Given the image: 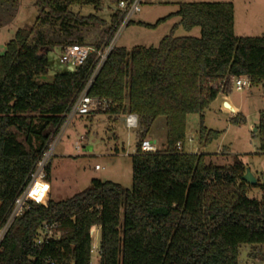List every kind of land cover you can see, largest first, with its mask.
<instances>
[{"label": "trees", "instance_id": "trees-1", "mask_svg": "<svg viewBox=\"0 0 264 264\" xmlns=\"http://www.w3.org/2000/svg\"><path fill=\"white\" fill-rule=\"evenodd\" d=\"M103 1L35 0V22L18 29L0 54V228L94 65L92 53L75 70L39 82L49 70L41 49L100 48L117 22L116 10L108 24L71 7L100 10ZM110 1L116 7L119 0ZM19 5L20 0H0V28L16 17ZM171 15L180 21L156 47L114 48L89 91L107 100L104 112L114 120L128 113L138 118L132 188L93 179L66 200L31 201L0 244V264H91L94 227L100 230L99 264H239L243 244L261 247L253 255L264 263V169L250 185L242 179L243 162L215 165L207 153H187L183 147L187 116L198 113L203 120L219 93L231 91V76L246 75L251 86L264 85V34L237 36L231 2L182 3ZM170 16L139 23L155 27ZM180 26L199 27L201 36H175ZM93 32L100 38L90 42ZM159 117L165 118L166 148L142 153ZM231 120L238 124L246 118L239 113ZM256 127L264 156V110ZM220 135L201 124V144ZM253 187L261 199L248 196ZM46 226L57 237L38 244Z\"/></svg>", "mask_w": 264, "mask_h": 264}, {"label": "rangeland", "instance_id": "rangeland-1", "mask_svg": "<svg viewBox=\"0 0 264 264\" xmlns=\"http://www.w3.org/2000/svg\"><path fill=\"white\" fill-rule=\"evenodd\" d=\"M188 2H231L234 5V30L237 36L256 37L264 34V0H144L141 11L121 32L116 42L117 47L127 49L136 45L156 47L164 36L171 33L172 25L180 21L179 16L171 14L179 9L180 4ZM113 7L110 0H104L100 10H95L92 5L72 6L71 10L82 16L95 14L110 24ZM37 13L35 0H20L16 17L10 24L0 28V54L4 53L6 43L15 36L18 29L33 25ZM167 16L170 17L155 27L139 23L141 20L155 24L160 18ZM174 35L200 37L201 31L199 27L187 31L180 26ZM95 37L99 39L100 33L93 32L87 39L91 42ZM46 56L49 61L48 74L38 77L39 82L51 81L55 73L67 70L60 62V47L48 49ZM230 89L229 93L223 91L219 93L204 111L203 120L198 113L187 116L184 151L206 152L208 162L220 166H231L241 161L246 165V171L250 169L257 179H261L264 156L259 151L260 140L256 126L259 123V114L264 110V85L257 87L249 85L241 90L235 87ZM239 113L246 121L240 120L237 124L231 117ZM164 121V117H159L149 133L150 140L155 137L157 148L160 150L166 148L165 123L163 126L159 125ZM201 124L220 132V137L207 145H200ZM137 132V127H127L122 117L114 120L104 111L74 118L56 146L50 167V192L47 198L54 201L71 198L86 189L93 179L117 182L131 189L132 155L136 153L139 140ZM190 138L193 140L190 141ZM88 147L92 149L86 150ZM96 165L100 169H96ZM248 196L261 199L262 194L259 188L253 187L249 190ZM92 235L91 264H99V227L93 228ZM259 248L261 247L243 244L240 248L239 264H264L253 255Z\"/></svg>", "mask_w": 264, "mask_h": 264}, {"label": "built area", "instance_id": "built-area-1", "mask_svg": "<svg viewBox=\"0 0 264 264\" xmlns=\"http://www.w3.org/2000/svg\"><path fill=\"white\" fill-rule=\"evenodd\" d=\"M143 1L144 0L118 1L115 7L116 13L118 15L117 22L114 24L110 36L100 48L83 44L66 45L61 48L60 62L71 71L85 64L90 55L95 53L92 73L82 92L72 103L68 111L63 114L62 124L51 136L49 143L32 168L21 192L16 197L7 222L2 228H0V244L13 221L18 216L23 214L25 210L30 208L31 201L45 203V201L48 199L47 197L50 192L49 170L52 164L54 152L57 144L61 140L64 132L71 124L73 119L77 116L90 115L92 113L105 111L107 109V100L91 96L89 91L95 79L99 75L102 67L108 60L111 52L117 47L116 42L121 32L133 21L136 14L141 11ZM230 85L232 88L235 87L237 90H241L243 87L250 85V80L246 75L231 76ZM126 121L130 128H136L138 126V118H132L131 114L127 116ZM192 140L193 139L190 138V141ZM178 146L181 147V144ZM140 149L142 153H155L159 150L157 148L156 142L151 140H144ZM96 169H100V167L96 165ZM54 233L55 231L53 229L46 226L39 231L37 243L42 244L52 237H57V234Z\"/></svg>", "mask_w": 264, "mask_h": 264}, {"label": "crops", "instance_id": "crops-1", "mask_svg": "<svg viewBox=\"0 0 264 264\" xmlns=\"http://www.w3.org/2000/svg\"><path fill=\"white\" fill-rule=\"evenodd\" d=\"M113 12H115V6L113 7ZM140 22H142L141 20H140ZM143 23H146V22H143ZM178 22H176V23H174L172 26H174L175 24H177ZM6 48V47H5ZM48 49H52V48H42L41 49V52H43V53H46L47 54V52H48ZM231 92V91H230ZM129 114H131V113H128V114H123V115H121L120 117H122V120H123V122H124V124L127 126V127H129L128 125H127V121H126V118H127V116L129 115ZM132 115V118L133 117H137L135 114H131ZM233 117H231V119H232ZM164 123H165V121L163 122V123H159V125L160 126H163L164 125ZM130 128V127H129ZM132 128H135V127H132ZM149 137H151V136H147V138H149ZM194 137V136H193ZM146 138V140H150V138L149 139H147ZM151 139H153V140H151V141H153V142H157V140L155 139V137H152ZM193 139V138H192ZM200 145H202L201 143H200ZM89 148V147H88ZM91 149H92V147H91ZM90 149V150H91ZM160 150V149H159ZM118 152V151H117ZM116 152V153H117ZM204 153H206V152H204ZM49 174H51V168H50V173ZM50 180H51V176H50V179H49V182H50Z\"/></svg>", "mask_w": 264, "mask_h": 264}, {"label": "water", "instance_id": "water-1", "mask_svg": "<svg viewBox=\"0 0 264 264\" xmlns=\"http://www.w3.org/2000/svg\"><path fill=\"white\" fill-rule=\"evenodd\" d=\"M90 149H91V147L87 148L86 150H90ZM242 179L250 185H256L257 184V178L251 173L250 169H247V171L243 175Z\"/></svg>", "mask_w": 264, "mask_h": 264}]
</instances>
